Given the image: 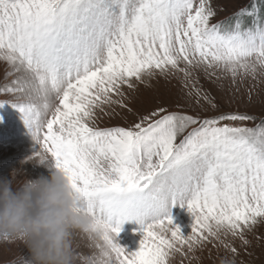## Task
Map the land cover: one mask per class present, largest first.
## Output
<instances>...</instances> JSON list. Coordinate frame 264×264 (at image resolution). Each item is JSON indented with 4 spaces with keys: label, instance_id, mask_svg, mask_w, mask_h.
Wrapping results in <instances>:
<instances>
[{
    "label": "snow or ice",
    "instance_id": "snow-or-ice-1",
    "mask_svg": "<svg viewBox=\"0 0 264 264\" xmlns=\"http://www.w3.org/2000/svg\"><path fill=\"white\" fill-rule=\"evenodd\" d=\"M216 16L213 0H0V106L19 108L41 145L34 157L62 170L96 218L85 233L95 251L72 247L77 264H171L214 241L232 254L221 264H237L222 237L249 245L264 222V121L248 126L252 114L205 117L178 100L129 127L96 125L105 107L132 111L125 89L157 77L179 74L190 101L214 107L197 72L264 78V0ZM177 204L194 217L190 235L174 222ZM132 219L143 238L128 252L118 237Z\"/></svg>",
    "mask_w": 264,
    "mask_h": 264
},
{
    "label": "rangeland",
    "instance_id": "rangeland-1",
    "mask_svg": "<svg viewBox=\"0 0 264 264\" xmlns=\"http://www.w3.org/2000/svg\"><path fill=\"white\" fill-rule=\"evenodd\" d=\"M250 3H257V0H213L217 10L214 22L233 16L240 6H247ZM5 68L6 65L0 62V74ZM196 76L199 85H202L209 95L215 97V107L206 101H201L202 106L190 101L185 95L188 89L182 86V77L179 74L168 78L157 77L150 82L137 84L136 90L125 89L126 93H129L126 102L132 111L116 106L105 107L103 112L98 111L96 125L101 128L129 127L138 119L137 114H144L160 105L169 108L175 107L178 100L183 107L205 117L217 115L218 112H240L253 115L254 119L248 122V126H254L264 121V78L253 80L248 77L238 79L233 83L230 77L222 81L215 80V78L209 79L202 71L197 72ZM12 105L9 102L0 106V177H8L17 181L39 179L41 178L39 167L29 158L34 157L41 150V145L33 138L23 119L22 112L19 110L18 113L19 108ZM17 115H22L20 117L22 119L21 127H16L19 123ZM12 130L18 131V133L22 132L12 133ZM25 134L29 135L30 143L25 141ZM50 171L51 169L48 167V175H50ZM14 172L15 176H13ZM177 212L179 217L171 211L175 224L181 228L185 236L190 235L195 222L194 217L188 210L183 214L179 207ZM120 233L118 241L122 247L126 248L128 252L139 250L143 238L141 230ZM245 236L251 242L249 245L242 244L239 238L230 235L222 237V239L231 242L237 248V264H264V222L258 223L251 232H246ZM71 243L72 247L79 245L78 252L83 253L85 250L83 254L90 255L92 253H89V250L95 251L91 246L92 242L85 233L75 232ZM23 252L30 255L22 241H4L0 238V264H13ZM231 255L223 246H219L218 242L214 241L198 248L194 254L174 253L171 264H221L224 257Z\"/></svg>",
    "mask_w": 264,
    "mask_h": 264
},
{
    "label": "clouds",
    "instance_id": "clouds-1",
    "mask_svg": "<svg viewBox=\"0 0 264 264\" xmlns=\"http://www.w3.org/2000/svg\"><path fill=\"white\" fill-rule=\"evenodd\" d=\"M47 159L43 155L29 158L50 168ZM50 169V176L39 179L0 177V235L22 241L30 264H77L72 236L77 231L90 232L96 218L78 207L79 197L68 176Z\"/></svg>",
    "mask_w": 264,
    "mask_h": 264
},
{
    "label": "bare ground",
    "instance_id": "bare-ground-1",
    "mask_svg": "<svg viewBox=\"0 0 264 264\" xmlns=\"http://www.w3.org/2000/svg\"><path fill=\"white\" fill-rule=\"evenodd\" d=\"M4 74H5V70L3 69L2 71H1V74H0V81H3V79H4ZM13 106V105H12ZM15 107V106H14ZM18 113H19V109H18V111H17ZM22 114V113H21ZM18 116V118H19V123H18V125H16V127H21L22 126V119H20V117L22 116V115H17ZM10 118V117H9ZM14 125V126H15ZM26 127V126H25ZM3 130V129H2ZM10 130V129H9ZM20 130V129H19ZM23 130V129H22ZM26 130V129H25ZM27 131V130H26ZM12 133L13 132H17L18 133V131H15V130H12L11 131ZM22 132V131H21ZM20 131H19V133H21ZM18 133V134H19ZM26 135V137H25V141L27 142V141H29L28 143H30V141H31V139L30 138H28V134H25ZM22 146H23V144H21ZM30 146H31V144H30ZM32 153V152H31ZM37 164V163H36ZM37 166L39 167V170H40V176H44V177H48V176H50V175H48V167L46 166V165H40V164H37ZM34 168V167H33ZM30 170V169H29ZM31 171V170H30ZM28 173H30V172H28ZM39 178V177H38ZM149 221H151V220H149ZM152 222V221H151ZM77 232H79V231H77ZM83 233V232H82ZM80 234V233H79ZM121 234V233H120ZM81 238V237H80ZM84 238V237H83ZM83 243H85V242H83ZM83 248H86V247H84L83 246ZM87 249V248H86ZM85 252V250H83V253ZM89 253H93V251H91V250H89Z\"/></svg>",
    "mask_w": 264,
    "mask_h": 264
}]
</instances>
